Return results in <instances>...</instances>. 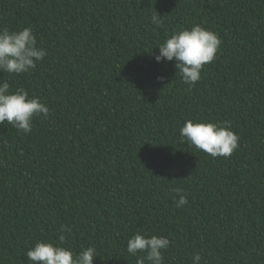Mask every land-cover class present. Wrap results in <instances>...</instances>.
Here are the masks:
<instances>
[{
	"label": "trees",
	"instance_id": "trees-1",
	"mask_svg": "<svg viewBox=\"0 0 264 264\" xmlns=\"http://www.w3.org/2000/svg\"><path fill=\"white\" fill-rule=\"evenodd\" d=\"M196 24L223 43L190 89L154 47ZM0 27H30L47 49L0 80L50 109L31 134L0 125V264H28L61 225L65 246L96 247L94 264H136L138 231L173 242L165 264H264V0H0ZM188 119L232 121L240 147L189 148Z\"/></svg>",
	"mask_w": 264,
	"mask_h": 264
},
{
	"label": "clouds",
	"instance_id": "clouds-1",
	"mask_svg": "<svg viewBox=\"0 0 264 264\" xmlns=\"http://www.w3.org/2000/svg\"><path fill=\"white\" fill-rule=\"evenodd\" d=\"M150 23L157 29L163 28L164 15L152 13ZM222 43L217 33L196 24L174 30L171 35L166 33L165 39L154 47L159 49L154 58L157 63L175 61L176 75L191 89L202 79L205 66L215 61ZM47 55V49L38 46L32 28L13 31L0 27V72L9 76L29 74ZM49 114V107L38 96L30 97L24 88L12 90L7 80H0V125H11L18 133L27 135L33 130L34 119H47ZM179 139L189 148L212 158H229L240 147L239 136L232 129L230 120L188 119L180 127ZM174 191L178 196V199L173 197L175 206L183 208L188 204L183 190L176 188ZM71 231L67 225H61L56 241L37 240L25 253L28 264H94L95 246L78 253L71 246H65ZM172 243L166 236L138 231L127 240L125 251L136 258V264H165L164 252ZM203 259L197 252L191 258L192 264H201Z\"/></svg>",
	"mask_w": 264,
	"mask_h": 264
}]
</instances>
